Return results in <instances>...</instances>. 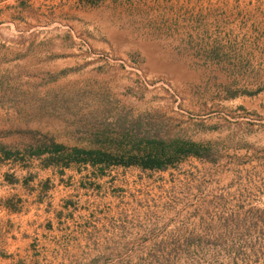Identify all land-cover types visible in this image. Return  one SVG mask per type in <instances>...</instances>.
I'll use <instances>...</instances> for the list:
<instances>
[{"label": "rangeland", "instance_id": "rangeland-1", "mask_svg": "<svg viewBox=\"0 0 264 264\" xmlns=\"http://www.w3.org/2000/svg\"><path fill=\"white\" fill-rule=\"evenodd\" d=\"M0 264H264V0H0Z\"/></svg>", "mask_w": 264, "mask_h": 264}, {"label": "trees", "instance_id": "trees-1", "mask_svg": "<svg viewBox=\"0 0 264 264\" xmlns=\"http://www.w3.org/2000/svg\"><path fill=\"white\" fill-rule=\"evenodd\" d=\"M176 147V144H171ZM179 149L181 150H174V151H161L160 153H154V154H149V157L147 156L146 161L141 165L143 169H150V170H162L165 168L166 164H169L173 161L175 156L177 154H181L183 156H195L197 158H201L203 154H201V150L203 149L202 145L198 144H191V143H181V145H178ZM172 147V146H169ZM168 147V148H169ZM178 149V148H176ZM167 153V154H166ZM81 156L83 157L82 162L88 163L92 166L102 163L104 161L101 157L103 154L97 152V151H83V150H73L72 154L68 156L67 159L69 161L74 160L73 157H78Z\"/></svg>", "mask_w": 264, "mask_h": 264}]
</instances>
